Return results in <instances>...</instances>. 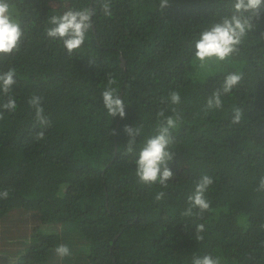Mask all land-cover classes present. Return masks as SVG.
<instances>
[{"label": "trees", "instance_id": "trees-1", "mask_svg": "<svg viewBox=\"0 0 264 264\" xmlns=\"http://www.w3.org/2000/svg\"><path fill=\"white\" fill-rule=\"evenodd\" d=\"M8 3L24 37L18 52L0 59V71L16 69L9 95L17 104L14 112L0 109V191L9 192L0 198V264H192L205 254L221 264H264V193L255 191L264 175V13L238 53L200 68L194 37L231 13L227 0H169L162 10L159 0H110V17L99 0ZM66 5L96 9L71 55L45 32ZM230 72L243 73L240 84L221 109H206ZM109 74L124 118L103 105ZM173 90L179 105L167 100ZM34 95L47 127L28 104ZM7 98L0 93V104ZM173 107L182 121L171 130L168 167L183 165L187 175L167 188L141 184L139 149L155 134L157 113L172 115ZM235 107L243 111L239 124L231 122ZM125 125L142 128L132 153ZM41 130L45 138L35 139ZM203 175L214 181L205 193L210 210L183 216ZM60 244L69 255L56 254Z\"/></svg>", "mask_w": 264, "mask_h": 264}, {"label": "clouds", "instance_id": "clouds-1", "mask_svg": "<svg viewBox=\"0 0 264 264\" xmlns=\"http://www.w3.org/2000/svg\"><path fill=\"white\" fill-rule=\"evenodd\" d=\"M101 11L105 16H112L110 0H99ZM169 0H159V7L162 10L168 5ZM231 6V13L222 16L218 21L203 29L198 38L194 37L193 49L194 57L199 61L200 68H206L209 61H225L232 55L238 53L239 46L253 28V20L258 19L264 13V0H227ZM96 9L85 7L83 9H68L61 15H52L48 23L50 27L45 29L46 35L53 39H60L67 53L71 55L79 49L85 42L86 34L93 27L92 17ZM24 37L21 24L12 13L8 0H0V59L11 56L20 50V45ZM16 69L9 68L7 71H0V93L7 95L5 102L0 104V109L14 112L17 108L15 99L9 95L12 86L16 83ZM243 78L241 72H230L225 75L220 87L216 88L206 99V109H221L223 107L222 97L231 93ZM116 84V79L111 74L107 80V87L102 91V102L111 117L119 115L126 116L125 103L116 94V89L112 87ZM40 96H32L28 104L35 111V120L41 128L49 126L48 118L44 115V108ZM171 105H179L181 96L178 91H170L167 97ZM172 115H165L163 110L157 113L160 118L156 126L155 134L148 136L142 147L139 149L135 159V175L138 182L145 185L159 184L162 188L169 186L168 182L174 178L173 171L168 167L173 160L175 153L170 149L174 142L171 130L176 129L182 121L180 112L175 107ZM3 112L0 111V118ZM243 117V111L239 107L233 108L232 123L239 124ZM124 131L128 134L126 151L132 153L136 143V137L141 135V127L124 126ZM115 131L113 130V133ZM45 133L43 130L36 133L35 139L43 140ZM213 178L203 175L195 184L192 194L187 197L188 207L182 213L183 216L202 215L210 210V201L205 193L209 186L213 184ZM258 193H264V175L260 176L258 186L255 189ZM8 190L0 191V198L7 199ZM165 197L164 191H158L154 199L160 201ZM193 209L198 212L194 213ZM264 228V224H261ZM205 230L204 224L195 226V239L197 242L203 241L202 233ZM264 243V242H262ZM58 256L64 257L70 254V250L65 244H60L55 248ZM192 264H221L220 257H213L205 254L202 257L194 256Z\"/></svg>", "mask_w": 264, "mask_h": 264}, {"label": "rangeland", "instance_id": "rangeland-1", "mask_svg": "<svg viewBox=\"0 0 264 264\" xmlns=\"http://www.w3.org/2000/svg\"><path fill=\"white\" fill-rule=\"evenodd\" d=\"M70 9L67 5L66 6H63V10H68ZM173 173H174V178L175 180H178L182 177H185L187 175V172L186 170L184 169V166L183 165H179L178 167H173V168H170ZM18 230H15L14 233H12V235H18ZM3 256H7V254H3ZM1 257V256H0Z\"/></svg>", "mask_w": 264, "mask_h": 264}, {"label": "water", "instance_id": "water-1", "mask_svg": "<svg viewBox=\"0 0 264 264\" xmlns=\"http://www.w3.org/2000/svg\"><path fill=\"white\" fill-rule=\"evenodd\" d=\"M125 61H124V59H122V63H124Z\"/></svg>", "mask_w": 264, "mask_h": 264}]
</instances>
